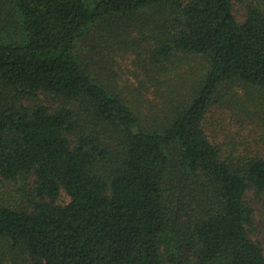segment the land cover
I'll return each instance as SVG.
<instances>
[{"label":"trees","instance_id":"16d2710c","mask_svg":"<svg viewBox=\"0 0 264 264\" xmlns=\"http://www.w3.org/2000/svg\"><path fill=\"white\" fill-rule=\"evenodd\" d=\"M262 232L264 0H0V264H264Z\"/></svg>","mask_w":264,"mask_h":264},{"label":"rangeland","instance_id":"374dc122","mask_svg":"<svg viewBox=\"0 0 264 264\" xmlns=\"http://www.w3.org/2000/svg\"><path fill=\"white\" fill-rule=\"evenodd\" d=\"M116 68L117 72L120 76V83H133L135 84L134 81H136V71L134 70L132 66V60L129 56L127 55H119L116 60ZM161 92L158 87L152 89L149 87L148 91L143 93V97L145 98V101H151L158 103L159 99H157V94ZM264 235V232L261 233ZM260 233H258L259 238H263Z\"/></svg>","mask_w":264,"mask_h":264}]
</instances>
